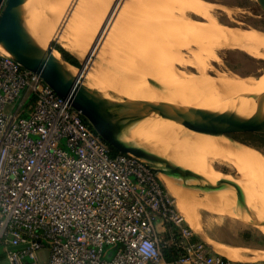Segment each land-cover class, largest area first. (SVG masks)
I'll list each match as a JSON object with an SVG mask.
<instances>
[{
    "label": "built area",
    "instance_id": "1",
    "mask_svg": "<svg viewBox=\"0 0 264 264\" xmlns=\"http://www.w3.org/2000/svg\"><path fill=\"white\" fill-rule=\"evenodd\" d=\"M0 264L264 261L196 239L158 172L111 155L66 99L0 51Z\"/></svg>",
    "mask_w": 264,
    "mask_h": 264
},
{
    "label": "rangeland",
    "instance_id": "2",
    "mask_svg": "<svg viewBox=\"0 0 264 264\" xmlns=\"http://www.w3.org/2000/svg\"><path fill=\"white\" fill-rule=\"evenodd\" d=\"M78 1L79 2H77V5L74 8V10L70 11L68 8H69V4H70L71 0H36V1L30 0L29 5H28V10H32V8L35 5H39V8L44 10V7L48 3H50V2L56 3L57 2L62 7L60 8L61 10L56 15H48V16H46V18H44L42 20L41 19L38 20L37 24H39V25H41L42 23L44 24V25L43 24L41 25L42 29H46V28L51 29L54 26L56 28L57 26H59V24H61L62 25V26H60L61 31H63V32L65 31L67 36L73 35L72 37H74V35H75V37L79 38L81 35L82 36L84 35V37L86 38V40L83 39L84 43L88 39L90 40V38H91L90 41L88 40L86 42L87 44H88V42L90 43L88 45V47L86 48V54L89 52L91 45L94 43V41L96 39V42L92 48L91 56H90L89 60L86 62H84V58H79V57L74 56L72 53L69 52L71 55H73L77 59V61L79 63L78 66H74L71 63L64 60L62 55L57 51L56 46L62 47V45L59 41V38L54 39L52 37V35H53L52 34L51 37L48 38L46 41L44 40V42H45L46 46L50 45L52 47L53 52L58 56V58L66 61V63L68 65L74 67L76 72H79L83 69L85 70L88 67H92V71H93L92 76L93 75L95 76V77L93 76L92 79H93V81L96 80V81H94L96 83L98 80L97 84L100 83L99 81L104 80V78H106L107 80L112 79V77H110L112 74H119L123 78V80H124L123 84L125 86L129 87V86H134L136 84H139L142 88H146V82H147L146 79L143 80L142 78H140L144 73L147 75L148 78H150V79H148L150 81H151V79L153 80L154 75H156V77H157L156 80L161 79L163 81V79H167V77L165 78V76H163V78H160V76L162 77V75H160V73L164 74L166 72L165 74L168 75L169 79H167V80L169 82H167V80H164L163 82L159 81V83H161V84L163 83L162 85L166 86L164 88L169 89V90H171V89L173 90L174 87L176 89L178 87H179V89H181L180 86H182V87L187 86L188 88H191V87H193V85H194V87L196 85V86H198V88L199 87L203 88L204 86H206L205 84L209 85L208 82H210V80H211V82L212 81L214 82V80L218 79L219 80V81H217L218 85H215L216 87L214 89L219 87V85H221V83H222V85H221L222 87L224 86V84L226 82L229 83V85H230V83H232L234 86V90L231 88L233 86L230 85V87H229L228 84H227V86L225 85L226 86L225 89L227 87H229V88L227 90H225L223 87V89L226 91L225 93H230L229 91L232 90L233 91V92L231 91L232 93L237 94L239 92V86L243 81H245L249 78H252V76H255V74L256 75L262 74L264 71V56H263L264 52H262V51H264V49L262 50V47L264 45V41H262V40H264V12L252 0H119V1L117 0L118 1V2L116 1L117 5H116V7L113 11V14H112L114 18L111 16L114 20L112 21V19H110L108 21V23H106V24H105V21H106L107 15H108L109 11L111 10L115 0H78ZM196 1H198V2H196ZM141 2H142V4H140ZM152 3H153V5L155 4L154 5L155 7L151 5ZM196 4H197V6H196ZM149 5H150V8L148 7ZM134 6H135V8L138 6L137 9H139V11H141V12H139L138 10H134L135 9ZM142 6H143V8H142ZM221 7H222V10H221ZM223 7L227 8V12L224 11L226 14L229 12L227 14V16L223 12V10L225 9ZM147 9H148V11H147ZM149 9H151L150 12L152 11L151 15L153 13H155V11L160 10L159 12H162L160 15V17H161L160 21L163 23L164 26H162L161 24H158L159 21L157 20V18H159V17L157 15L151 16L149 14L150 13ZM200 9H201V11L203 9H205V10H203L204 13L202 12V14H199L198 10H200ZM145 10H146V13H144ZM135 11L136 12L138 11V13L141 14L142 16L144 15L143 16L144 20H147V18H148L149 19L148 22H145L144 20L141 21V19H143V17H139V20L141 21V23L140 24L138 23V24L140 26L138 24L136 25V23L139 21V20H137L138 18L137 19L134 18V20L136 19V23L134 20H132L133 21L132 22L131 17L134 13H135L134 15H136V17H138L137 16L138 14H136ZM159 12H157L156 14H158ZM167 12H168L169 16H167ZM180 12H182V13H180ZM142 13H144V14H142ZM141 15H139V16H141ZM148 15L151 16V18H149ZM198 15H200V16H198ZM146 16H147V18H146ZM154 16H157V18L155 19ZM227 17L228 18L231 17V19L232 20L234 19V21L228 19ZM129 18H130V20H128ZM167 18H170V19H167ZM187 19H189V21ZM150 20H151V23L149 24ZM182 20L184 22H182ZM206 20L209 21V22L207 21L208 25L206 24ZM192 21L197 22V24L195 23V25H194V23H192ZM131 22L133 23L132 26L134 27V25H135L136 27L133 28L131 26V24H132ZM185 22H188L189 24L186 25L187 23H185ZM203 22H205V23H203ZM192 25L195 26V27H193L194 29H192ZM221 26H223V27H221ZM165 27H168L169 30L166 29ZM235 28L237 29V32H236ZM79 29H80V31H79ZM154 29H157L158 33H156V31ZM67 30L69 32H67ZM127 30L130 33L133 30L132 34H129L128 32H125V33L123 32V31H127ZM240 30H241V33H240ZM248 30H249V32H248ZM48 31H47V33H48ZM192 31H194V33L197 34L196 39H194L196 37V35L195 34L193 35ZM134 32H136L137 34L139 33L140 35L139 34L138 35L140 36V38L142 36L141 33L143 34L142 40H140L138 37H136L137 40H140V42H138L137 40H134L135 39L134 37L137 36V34ZM181 32H182V34H188V35L190 32H192L189 35L191 37V39H190V37H188V35H187L188 39L186 36L182 35V37H184V38L186 37V39H184L186 41L182 43V40H183V38H182L181 41L176 42L177 37H179V39L181 38V35L178 36L179 34H181ZM235 32H236V34H238L239 37L236 38V37H233L234 35L233 36L230 35V33H235ZM127 33H128V37L124 38ZM133 33L136 35H134ZM216 33H219V34H216ZM244 33H247V35H245ZM250 33H252V34H250ZM48 34H44V36H43L44 39H46V35L48 37ZM155 34H159V35H155ZM203 34H204L205 38L210 37V40L202 38L200 41L199 38H201V35H203ZM241 34H243V36L244 35L248 36V34H250L248 36V38L249 37L252 38L251 36H254L256 38V41H261V43L258 42V44H257V43H255L256 41L253 42L252 39L246 40L247 37H242V40H244L245 38L246 39H245V41H241V40H239L242 36ZM199 35H200V37H199ZM257 35H259V36H257ZM129 36L133 37V39H131L132 44L129 43L130 41L127 43L123 42V41L127 40L128 38H130ZM98 37H99V39H98ZM219 37H221L222 40H219L220 39ZM123 38L125 40L122 41ZM216 38H217V40L220 41L221 47H220V45L217 44V43H219V41L217 42ZM255 38H254V40H255ZM169 39H172L173 41L172 40L170 41ZM189 39L191 41H189ZM192 39L195 41H193ZM214 39L216 40V42ZM235 39L236 40L238 39L239 41L238 40L235 41ZM168 40H169V42H168ZM135 41H136V44H134ZM213 41L215 42V44H217V46L219 48L218 49L219 52L215 51V49H213V48L212 49L208 48V50H207V44L208 43L211 45V46L208 45L210 47H212V46L214 48L217 47L214 45ZM221 41H223V42L221 43ZM248 41H249V43H247ZM142 42H144V43L142 44ZM124 43L125 44L129 43V46L125 45ZM137 43H139V44H137ZM188 43H189L190 47H188V45H187ZM199 43H201V44L203 43L204 45L206 43V45L204 47L202 46L203 47L202 48ZM223 43H224V46H223ZM232 43H234L235 45L233 46ZM246 43L247 44L252 43V44L248 45V48L254 46L255 44L257 46L260 45L259 47H255L256 45L254 46L255 48L252 47L253 49L256 50V53L258 55L255 54L254 52H252V53H254L255 55H253L252 53L249 54L250 50L247 47H245V45H244ZM133 44L135 45V47H134L136 49L135 51L133 48V46H134ZM190 44H192V45H190ZM228 44H229V46H228ZM138 45H140V46H138ZM225 45H226V48H225ZM136 46H138V48ZM222 47L224 50L221 49ZM62 48L65 49L64 47H62ZM195 48L201 52H198L197 50L195 51ZM200 48H202L203 50ZM246 48H247V50L244 51L243 49H246ZM193 49H194V51H192ZM209 49H211V50H209ZM189 50L192 51L191 53L196 52L195 55L192 54L190 56L191 53L189 52ZM138 51L139 52L142 51L143 53L145 52L144 55L149 54V56H150V54H151V56L150 57L148 55H147L148 57L144 56L142 52L139 53ZM163 51H164V53H163ZM209 51H211V52L213 51L216 55L215 54L211 55L213 53L210 54ZM246 52H248V53H246ZM208 53L210 55H207ZM218 53H220V54H218ZM165 54H166V56H165ZM215 60L216 61L219 60V62L218 61L216 62ZM169 62H170V64H172L171 66H170ZM199 62H201V64H200L201 68H200V65L198 64ZM204 63L206 64V66L205 65L202 66V64H204ZM195 64H196V66L194 67ZM197 65L199 66L198 68H200L201 71L203 69L202 72L200 70H197L198 69ZM165 67H166V69H165ZM93 68L97 69V71L98 70L99 71L97 72L96 70H93ZM169 68H172V71L175 68L173 71L174 73L172 71H171L172 73L169 72L168 71ZM175 70L179 73L175 72ZM101 71H103V72L101 73ZM107 71L109 73H107ZM99 72L101 74H99ZM167 72H169L171 75L168 74ZM221 72H223L221 74L222 77L226 78V80H227L225 83H223L224 80L221 81L222 78L220 77L221 78V80H220V78L218 77L219 75H217ZM228 73L229 74L231 73V74L229 75ZM96 74H97V76H96ZM172 74L173 75L176 74L177 78L175 76H173ZM234 74L236 76L233 77L234 79H231L230 77L234 76ZM204 75H207V76H204ZM214 75H216L218 78L217 79L215 78L213 80V77H216ZM178 76H179V78H178ZM173 77H174V79L176 78V80L178 79L177 82H174V81H176L174 79H173V82L170 81L171 78H173ZM188 77H189V79H188ZM183 78L186 80H182ZM235 78H237L238 80ZM206 79H207V81H206ZM110 81L113 82V80H110ZM219 82H220V84H219ZM211 84H210V87L206 86L207 89L204 88L203 90L202 89H199V90H202V91L206 90L208 92V90L211 89ZM214 84H216V83H213V87H214ZM250 84H251V82H249V85ZM221 86L219 87V89L222 88ZM110 87H115V86L110 85ZM170 87H171V89H170ZM199 90L195 91L196 96H199L200 94H202V92L200 93ZM216 90H218V89H216ZM216 90H211L212 92L213 91L216 92V94H214L215 96L212 95L211 94L212 92L209 91L210 96L212 95V97H216L217 99H223L224 96H222L220 98L217 97L218 91H216ZM224 90H223V92H224ZM197 91L199 92V94L197 93ZM215 92H213V93H215ZM221 92L219 91L218 93L220 94ZM109 93H113L115 95L120 96L119 94L115 93L112 90L109 91ZM201 96H203V95H200L199 98H201ZM210 96L206 95L205 97H210ZM216 98H214V99H216ZM253 134L254 133L231 134L230 137L232 139L236 140L237 142L246 143V144L254 146V147H256L254 145V144H256L258 147H256L257 149L256 148L255 149L264 155V144H262L257 139L256 135H253ZM128 137L130 140L134 141L136 144H138L140 146L148 147L150 149L152 147L151 144L149 143L148 139H146V138L143 139L142 136H140L139 134H134L132 131L128 132ZM224 160H225V156H222V155L219 156L218 159H213L212 161H213L214 170L219 171V172H223V173L230 172L228 170L229 168L226 167ZM159 176H161V175L159 174ZM215 179H219V178H215ZM219 180L221 182H223L224 184L229 183L225 180H221V179H219ZM175 181H176V185H178L179 188L182 187L181 188L183 191L182 193L184 194V197H185V198H183L182 202L186 203L187 205L193 204V205H190L191 207L188 206V209L193 208L192 210H193L195 216L198 215V217L194 216V218H200L202 220V226L204 228L203 232L205 233V238L199 236L198 234H196L193 231L196 239L208 242L212 248L214 247L212 243H215V244L218 243V244H222L224 246L233 247L235 250H240V248L243 250H245V249L255 250L258 252H262L264 250V235L261 232H259V230L257 228H255L254 226H252L250 224H246V223H243L241 221H238L239 217L237 215H235V218L230 217L226 214L218 215L217 213H215L216 207L218 206L217 207L218 209H222V208L224 209V206L221 204H218V202L215 203L214 200H210L209 199L210 197L209 198L205 197L204 192H206V191L191 188L189 184L185 185L182 183L181 180H175ZM188 183H191V182H188ZM184 189H186V190L184 191ZM191 191L192 192L195 191V192L192 193ZM206 193H209V192H206ZM189 194H190V196H189ZM201 197L205 198V199L208 198V200L210 202L207 201V199L206 200L200 199V201H202V202H198L199 200H195V198L199 199ZM193 198H194V200H193ZM211 201H212V203L215 204V206L217 204L216 207L213 204V206L215 208L211 206V208L213 210L208 208L210 206L206 207V205H209V203H211ZM174 204H175V202H174ZM194 204H196V205H194ZM194 206L199 208V209H196ZM205 208H208L209 211L208 212L206 211L208 209L203 210ZM213 211H214V213H213ZM207 240H209V241H207ZM213 249H215V248H213ZM215 251H217V250L215 249ZM219 253H221V252H219Z\"/></svg>",
    "mask_w": 264,
    "mask_h": 264
},
{
    "label": "bare ground",
    "instance_id": "3",
    "mask_svg": "<svg viewBox=\"0 0 264 264\" xmlns=\"http://www.w3.org/2000/svg\"><path fill=\"white\" fill-rule=\"evenodd\" d=\"M34 1H36V0H34ZM116 1L117 0H115L111 10L109 11V13L107 15L105 24L108 23V21L110 19H112V21L114 20L113 19L114 17L112 14H113V11L117 5ZM252 1L256 5H259L261 7V9L264 11V5L260 0H252ZM29 2H30V0H26L24 5H23V7H25V9H26L25 24H26V27H27L29 33L31 34V36L34 38V40L38 43V45L40 47H42L45 50L47 48V46H46L44 40L46 41L53 34L52 37L54 39L59 38V41H60L62 47H64L68 52L72 53L74 56H77L79 58H84V62L89 60L91 53H92V48L96 42V39H95V41L93 40L94 43L91 45L89 52L86 54V48L88 47V45L90 43L89 42H88V44L86 43L89 39L84 43L83 39L86 40L84 35L83 36L81 35L79 38L75 37V35H74V37H72L73 35L67 36L65 31L64 32L61 31V27H60V26H62L61 24H59V26H57L56 28H55V26L51 29L46 28L47 30L41 28V25L43 23L41 25L37 24L38 20H40V19L42 20V19L46 18V16H48V15H56L61 10L60 8L62 6L60 4H58L57 2L56 3L50 2L45 7L43 6L44 10L40 9L39 5H35L32 8V10H28ZM77 2H79V1L78 0H71L68 9L70 11L74 10V8L77 5ZM196 2H198V1H196ZM140 4H142V2ZM151 5L154 6L155 4L153 5V3H152ZM196 6H197V4H196ZM137 7L135 8V6H134V8H135L134 10L139 11V9H137ZM148 7L150 8V5ZM142 8H143V6H142ZM223 8L226 9V10L224 9L223 12L224 11L227 12V8L226 7H223ZM150 10L151 9H149V12H150ZM203 10H205V9H203ZM203 10L202 11H201V9L198 10L199 14H202V12L204 13ZM221 10H222V7H221ZM138 11L137 12L135 11L136 14H138L137 15L138 17H136V15H134L135 14L134 13L131 17L132 18L131 21L134 20V18H136V19L138 18L137 20H139V17L144 16V15L142 16L141 14H139ZM147 11H148V9H147ZM159 11H155V13H153L152 15H157L159 18H157V16H154V17H155V19L157 18V20L159 21L158 24H161L162 26H164L163 23L160 21V19H161L160 15L162 12H159ZM139 12H141V11H139ZM151 12L149 13L150 15H151ZM157 12H159L160 14L159 13L156 14ZM168 12H167V16H169ZM144 13H146V10L144 11ZM144 13H142V14H144ZM180 13H182V12H180ZM227 14L225 13L226 16H227ZM139 15H141V16H139ZM151 16L148 15L149 18H151ZM198 16H200V15H198ZM146 18H147V16H146ZM136 19L134 20L135 23H136ZM167 19H170V18H167ZM228 19L232 20L231 17ZM128 20H130V18ZM142 20H144V17H143V19H141V21ZM148 20L149 19L147 18V20H144V21L148 22ZM183 20H182V22H184ZM187 20L189 21V19H187ZM141 21L139 20L136 23V25L138 23L140 24ZM193 21H192V23H194V25H195V23L197 24V22H193ZM207 21L208 20H206V24L209 22V21L208 22ZM232 21H234V19ZM150 23H151V20H150L149 24ZM185 23H187L186 25L189 24L188 22H185ZM203 23H205V22H203ZM132 25H133V23L131 24V26ZM134 27H136V26L134 25ZM193 27H195V26L192 25V29H194ZM221 27H223V26H221ZM165 28L168 29V27H165ZM154 30L156 31V33H158L157 29H154ZM47 31L49 34L47 33ZM79 31H80V29H79ZM67 32H69V31L67 30ZM123 32L124 33L128 32V30L123 31ZM132 32H133V30L131 31V33L130 32H128V33L132 34ZM192 32H190V33L188 32L189 35L191 33L193 35L195 34L194 31H192ZM236 32H237V29H236ZM236 32L230 33V35H232V36L234 35L233 37H236V38L239 37L238 34H236ZM248 32H249V30H248ZM128 33L126 34V36L124 38L128 37ZM134 33H136V32H134ZM240 33H241V30H240ZM44 34H48V37L46 35V39H44V37H43ZM136 34H134V35H136ZM138 34H137V36L134 37L135 38L134 40H137L136 37H138L140 40H142L143 34L141 33V35H142L141 38L139 36L140 34L139 35ZM216 34H219V33H216ZM244 34L247 35V33H244ZM250 34H252V33H250ZM250 34H248V36ZM155 35H159V34H155ZM180 35H181V38L179 39V37H177L176 38L177 41L176 40L175 41L179 42L183 38L182 43L185 42L186 40H184V39H186L188 34H182V32H181V34H179L178 36H180ZM182 35H184L186 37L184 38V37H182ZM189 35H188V37H190ZM195 35H196V37L194 39L197 38V34H195ZM241 35H242L241 38L240 39L238 38L241 41H245V39H246L245 38L244 40H242V37H247L246 40L252 39L253 42L256 41V38L254 36H251L252 38H250V37L248 38V36H245V35L243 36V34H241ZM257 36H259V35H257ZM188 37H187V39H188ZM199 37H200V35H199ZM253 37L255 38V40ZM124 38L122 39V41L125 40ZM202 38L203 39L205 38L204 34L201 35V38H199V40L201 41ZM219 38H218L219 40H222L221 37H219ZM98 39H99V37H98ZM131 39H133L132 36L127 39L128 41L125 40L123 42L127 43L130 41L129 43L132 44ZM190 39H191V37H190ZM190 39H189V41H191ZM205 39L210 40V37L205 38ZM90 40H91V38H90ZM140 40H137V41L140 42ZM169 40L171 41L172 39H169ZM169 40H168V42H169ZM216 40H217V38H216ZM216 40H215V42H216ZM219 40H217V42ZM237 40L235 39V41H237ZM193 41H195V40H193ZM262 41H264V40H262ZM215 42H214L215 46H217V44H218L221 47L220 41L217 44H215ZM222 42L223 41H221V43ZM258 42L261 43V41H256L255 43L258 44ZM129 43L125 44V45L129 46ZM143 43L144 42H142V44ZM247 43H249V41ZM252 43H250V44H252ZM134 44H136V41L134 42ZM137 44H139V43H137ZM199 44L201 45V47L202 46L204 47L206 45V43H205V45L203 43L202 44L199 43ZM246 44H244V45H245V47L248 48V45H250V44H247V45ZM187 45H188V47H190L189 43ZM190 45H192V44H190ZM208 45H210V44L209 43L207 44V50H208V48H211V49L213 48V49H215V51L219 52L218 46L214 48L213 46L210 47L211 45L210 46H208ZM226 45H225V48H226ZM232 45L234 46L235 44L232 43ZM138 46H140V45H138ZM138 46H136V47L138 48ZM223 46H224V43H223ZM228 46H229V44H228ZM254 46H252V47L253 48L259 47L260 45H258V46L256 45L255 47ZM134 47H135V45L133 46V48ZM252 47L248 48L250 50L249 54H251L252 52L257 54L256 50L253 49ZM263 47H264V45H263ZM263 47H262V50L264 49ZM196 48H195V51L198 49V48L197 49ZM202 48H200V49H202ZM247 48L243 49V50L246 51ZM211 49H209V50H211ZM221 49H223V47ZM135 50L136 49L134 48V51ZM0 51L3 53H6V54H10V49H9L8 45L4 44V43H0ZM192 51H194V49ZM192 51L189 50L190 53ZM140 52H142V51H140ZM198 52H201V51H198ZM209 52H210V54L213 53L211 55L215 54L213 51L212 52L209 51ZM262 52H264V51H262ZM144 53H143V55H144ZM163 53H164V51H163ZM195 53L196 52L191 53L190 56L192 54L195 55ZM246 53H248V52H246ZM254 53H252V54L255 55ZM52 54L57 59H60V58H58V56L53 51H52ZM210 54L208 53L207 55H210ZM218 54H220V53H218ZM147 55L149 56V54H146L144 56H147ZM150 56H151V54H150ZM165 56H166V54H165ZM263 56H264V54H263ZM217 61L219 62V60H217ZM169 64H170V62H169ZM198 64L200 65L201 62H199ZM171 65L172 64H170V66ZM203 65L206 66L205 63L202 64V66ZM195 66H196V64L194 65V67ZM66 67L68 68V70L73 75H76V77H81V81L83 82L84 85L88 86L89 88L94 89L97 93L101 94L102 96H104L105 98H108V99H115L109 93V91L112 90L115 93L119 94L122 98H126L127 100H129L133 103L136 102V104H138L140 102H148L150 104L158 105V106L183 105V106H189V107L204 108V109H209V110H214V111L215 110L216 111L230 110V111H234L235 113H237L240 116H245V117L251 116L257 109H260V108H262V110L264 111V71L262 74H257V75L255 74V76H252V78H249V79L243 81L239 86V92L237 94L232 93L233 92L232 90H231L232 92L228 90L230 93H225L226 92L225 90H227L230 87V85L233 86V84L230 83V85H229V83L226 82L227 81L226 78L222 77V75H221L223 72H221L217 75H219L218 76L219 78L220 77L222 78V80L220 78L221 81L224 80L223 83L226 82L223 86L224 89L227 86V84L229 85V87H227L224 90L223 87L221 86L222 85V83H221V85H219V87L221 86L222 88L219 89V87H217L216 89H218V90L214 89L216 87L215 85H218L217 81H219L217 79L218 77L216 75H214L216 77H213V80L215 78L217 80H214V82L213 81L211 82V80H210V82H208L209 85H207V84H205V85L210 87V84L212 83L211 89L208 90V92L209 91L212 92L211 90H216L218 92L222 91L220 94L217 92V97L220 98V97L224 96V98L223 99H217L216 97H212V95L216 94L215 91H213L215 93H213V92L211 93L212 94L211 96H210V92L208 93L206 90H204L207 93L206 94L204 91H202L204 88L207 89L206 86H204L203 88H200V87L198 88V86H196V85H195L196 88L194 87V85L191 88H188L187 86L186 87L180 86L181 89H179V87L176 89L173 86L174 87V88L172 87L173 90L171 89V87H170L171 90H169V89L164 88L166 86H163L162 85L163 83L162 84L159 83V81H162L161 79L156 80V78H157L156 75H154L153 80L151 79V81H150V80H148L150 78H148L144 72H143L144 74L140 78H142L143 80L146 79V81H147L146 82V88H142L139 84H136L134 86H129V87L125 86L123 84L124 80L119 74H112L110 76V77H112V79H110V80H113V82L104 78V80L99 81L100 83L97 84L98 80L96 83V82H94L96 80L93 81V79H92V77L94 76V75L92 76V72H93L92 67H88L87 69H85V70L83 69L79 72H76L74 67H72L70 65H66ZM198 67L199 66L197 65V68ZM200 68H201V65H200ZM200 68H198L197 70L201 71ZM165 69H166V67H165ZM174 69H173V71H174ZM93 70L97 71V69H94V68H93ZM168 71L171 72L172 68H169ZM202 71H203V69H202ZM102 72L103 71H101V73ZM169 72H167V73L170 74ZM175 72H177V71L175 70ZM101 73L99 72V74H101ZM107 73H109V72L107 71ZM165 73L164 74L160 73V75H162V77L159 75L160 78H163V76H165V78L167 77V79H169L168 75ZM177 73H179V72H177ZM176 74L175 75L172 74V75L177 78ZM96 76H97V74H96ZM204 76H207V75H204ZM235 76L236 75L234 74V76H232L230 78L234 79L233 77H235ZM176 78L174 79V77H173V78H171L170 81L173 82V79L176 80ZM178 78H179V76H178ZM167 79H163V81L167 80ZM188 79H189V77H188ZM235 79H237V78H235ZM177 80L174 82H177ZM182 80H186V79L183 78ZM206 81H207V79H206ZM167 82H169V81L167 80ZM249 82H251L250 85H249ZM213 83H216V84H214V87H213ZM219 84H220V82H219ZM110 85H113L115 87H110ZM231 88L234 90V86ZM199 89H202V90H199ZM222 89L224 90V92ZM196 90H199L200 93L202 92V94H200V95L204 96L206 94L207 96H210V97H205L206 96L205 95L204 97L201 96V98H199L200 95L196 96V94H195ZM197 93L199 94L198 91H197ZM214 98H216V99H214ZM130 131H132L134 134H139L140 136L143 137V139L146 138L149 140V143L152 146L151 149L148 147L141 146L142 148H144V149H146L152 153H155L159 156H162V157L168 159L169 161H171V162H173L179 166L190 169V170L194 171L195 173L200 174L201 176H203L204 179H206L207 181H209L211 183H215L216 181L221 182L219 180V179H221V180H225V181L229 182L230 184L236 186V190L243 194L244 203H240L236 200V193H235L236 191L234 190V188H229V189L225 188L223 190H218V191L209 192V193L204 192L205 197H208V198L210 197L209 198L210 200H214L215 203L218 202V204L223 205L224 209L223 208L218 209L217 204H216V206H217L216 207L215 204L212 203V201H211V203H209V205H206V207L210 206L208 208L212 209L211 206L212 207L215 206L216 207L215 213H217L218 215L226 214V215H228L230 217H234V218H235V215H237L239 217L238 221H241L243 223L250 224V225L254 226L255 228H257L259 230V232H261L264 235V155L262 153H260L258 150H256L257 149L256 147L248 145L246 143L232 141L228 137H226L224 135L217 134V133L216 134H209V133H205V132H198L197 133V132L192 131L188 128H185L184 126H182L179 123H176V122L169 120V119H166V118H154V119H148L145 121L144 120L140 121V122L134 124L133 126H130L127 130V133ZM126 139L130 140L128 135H127ZM221 155L225 156L224 163L226 164V167L229 168L228 170L230 171L228 173H223V172H219V171L214 170L212 160L218 159L219 156H221ZM159 174L161 175L160 177H161V180L163 182L164 187L166 188L167 193L174 200L175 206H176L178 212L180 213V215L183 217V220L185 221V223L189 226V228L192 230V232L194 231L199 236L205 238V233L203 232L204 228L202 226V220L200 218H194L195 214L192 210L193 208L188 209V206L193 205V204L187 205L186 203L182 202L183 198H185L184 194L182 193L183 192L181 189L182 187L180 186L181 188H179L178 185H176V181L174 179H172V178H170V177H168L162 173H159ZM215 178H219V179H215ZM221 183H223V182H221ZM185 190L186 189H184V191ZM193 192H195V191H193ZM189 196H190V194H189ZM208 198H206L207 201H209ZM200 199L206 200L205 198H202V197L199 199L195 198V200H199L198 202H202V201H200ZM193 200H194V198H193ZM213 204H214V206H213ZM194 205H196V204H194ZM195 208L199 209L197 207H195ZM208 208H205L203 210H206ZM209 209L206 211L208 212ZM213 213H214V211H213ZM196 216L198 217V215H196ZM207 241H209V240H207ZM212 244L214 246L213 248H215L218 252H221L224 256H227L228 258H231L233 260H242V261L243 260H263L264 261V250L262 252H258L255 250H247V249L243 250L241 248H240V250H235L233 247L224 246L222 244H218V243H216V244L212 243Z\"/></svg>",
    "mask_w": 264,
    "mask_h": 264
},
{
    "label": "water",
    "instance_id": "4",
    "mask_svg": "<svg viewBox=\"0 0 264 264\" xmlns=\"http://www.w3.org/2000/svg\"><path fill=\"white\" fill-rule=\"evenodd\" d=\"M25 1L0 0V43L8 45L10 56L16 62L37 73L57 96L66 99L81 114L108 146L119 153L131 154L153 171L181 180L194 189L214 192L234 188L236 200L244 203L243 194L236 190V186L219 181L211 183L200 174L142 148L126 139L127 130L143 120L166 118L195 132L217 133L236 141L230 137L231 134L264 133L262 108L245 117L230 110L214 111L183 105L158 106L148 102L136 104L113 93L110 94L115 99L105 98L84 85L81 77L73 75L66 67V61L54 57L50 45L45 50L38 45L25 24ZM260 1L264 5V0Z\"/></svg>",
    "mask_w": 264,
    "mask_h": 264
},
{
    "label": "trees",
    "instance_id": "5",
    "mask_svg": "<svg viewBox=\"0 0 264 264\" xmlns=\"http://www.w3.org/2000/svg\"><path fill=\"white\" fill-rule=\"evenodd\" d=\"M57 51L62 55L63 59L66 60L67 62L71 63L74 66H78L79 63L77 59L71 55L68 51L63 49L60 46H56ZM253 135H256L257 139L264 144V133H254ZM256 147H258L256 144H254ZM110 154L111 155H116L119 154L117 150L109 146Z\"/></svg>",
    "mask_w": 264,
    "mask_h": 264
},
{
    "label": "clouds",
    "instance_id": "6",
    "mask_svg": "<svg viewBox=\"0 0 264 264\" xmlns=\"http://www.w3.org/2000/svg\"><path fill=\"white\" fill-rule=\"evenodd\" d=\"M149 248H151V245L145 243L144 245H142V246L140 247L139 251H140L143 255L147 256V255L150 254V253L147 251V249H149Z\"/></svg>",
    "mask_w": 264,
    "mask_h": 264
}]
</instances>
